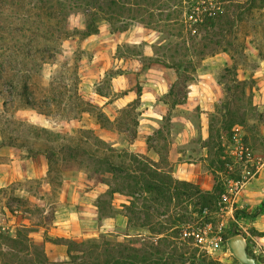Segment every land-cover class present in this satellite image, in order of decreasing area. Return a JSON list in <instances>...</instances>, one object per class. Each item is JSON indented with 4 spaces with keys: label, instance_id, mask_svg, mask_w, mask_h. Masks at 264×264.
Listing matches in <instances>:
<instances>
[{
    "label": "rangeland",
    "instance_id": "1",
    "mask_svg": "<svg viewBox=\"0 0 264 264\" xmlns=\"http://www.w3.org/2000/svg\"><path fill=\"white\" fill-rule=\"evenodd\" d=\"M118 1L131 10L121 18L124 22L109 21L95 10L98 29L86 37L72 32L85 27L81 0H24L21 8L3 15L4 31L11 34L0 42V109L4 99L14 97V108L5 117L67 134L51 142L57 147L75 134L96 145L102 139L118 152L153 161L145 154L150 151L158 157L154 161L162 172L198 190L184 193L170 188L166 198L147 191L132 197L113 194L102 181L111 187L118 183L110 174L95 172L96 162L85 161L80 167L77 162L71 166L72 160L60 185L54 174L53 189L46 176L47 157L1 146L0 128V176H4L0 178V234L16 237L23 230L22 238L30 246L21 252L0 239L1 262L13 259L28 264L38 252L51 261L67 260V255L61 260L50 258L45 244L52 242V234L19 221V216L50 228L57 210L73 202L77 191L96 206L104 204L100 221L93 225L86 221L75 230L80 232L77 242L106 236L135 246L159 245L174 253H165V264H205L203 259L239 264L227 240L242 234L250 255L264 264V61L252 78L249 71L237 70L238 78L246 81V94L238 92L232 98L231 110L239 123L229 127L232 117L224 115L225 97L218 77L231 64L230 56L220 52L202 58L200 50L205 46L207 52L220 46L210 41L212 32L209 36L195 33L190 25L193 13L199 11L198 15L207 4L200 0ZM50 10L57 18L49 17ZM217 40L222 46L228 43L223 37ZM255 45L263 47L259 40ZM248 52L257 54L252 46ZM104 75L109 80L100 82L106 93L100 95L95 82ZM25 79L41 109L15 108ZM12 80L17 88L10 84ZM51 93L57 100L49 98ZM100 112L110 119L108 126L98 123ZM67 148L63 146V153ZM216 178L222 194L213 192ZM66 180L76 182L77 189L68 187L63 192ZM82 202L87 203L77 204L79 210ZM109 217L115 221L104 224L102 220ZM188 246L197 249L196 259L182 257Z\"/></svg>",
    "mask_w": 264,
    "mask_h": 264
},
{
    "label": "trees",
    "instance_id": "2",
    "mask_svg": "<svg viewBox=\"0 0 264 264\" xmlns=\"http://www.w3.org/2000/svg\"><path fill=\"white\" fill-rule=\"evenodd\" d=\"M103 1V2H102ZM207 5L204 9H201L200 13L194 12L192 15L191 26L194 28L195 33L205 32L206 36H209L210 41L213 44L220 46V49H211L210 52L206 51V46L200 50L201 57L205 59L208 55H214L220 52L227 53L230 56L231 64L227 66L218 77V82L221 85L224 92V115H230L232 117L229 127L233 124L239 123L234 119L235 113L231 110V100L238 92L242 95L246 94V81H241L238 78L237 70L243 69L250 72L251 78L253 72L260 66V62L264 61V0H200ZM24 0H0V42L8 40V35L11 33H5L2 25L1 17L7 12L13 13L15 9L21 8ZM81 9L85 18V27L83 29L74 28L72 32L81 33L83 36H89L97 32V17L96 11L105 14V18L109 21H121L124 14L130 9L126 8V2L122 4L118 0H81ZM139 4V3H138ZM200 8V7H199ZM198 8V9H199ZM53 11L48 13L50 18L54 17ZM3 28V29H2ZM218 32H217V30ZM13 31V28H11ZM221 36V37H219ZM226 38L228 43L226 46L221 45V38ZM203 39H208L203 37ZM259 40L262 46L255 45V41ZM209 46V45H207ZM249 46L254 47L257 51L256 56L248 52ZM190 66L192 63H188ZM113 78L114 75H111ZM109 76L104 75L98 81L95 82L96 93L103 95L106 94L103 91L104 86L100 84L101 81L108 84ZM12 80L10 84L17 88V83ZM102 83V82H101ZM22 94L19 95L15 108H32L34 110L41 109L37 105L36 99L30 95L31 88L28 83V79H25L22 85ZM54 90V89H52ZM57 90V88H56ZM0 90V96L2 94ZM53 101L55 94L51 93ZM142 95L141 88L138 89L137 99L140 101ZM251 95V91L250 94ZM250 97V96H249ZM14 104V97L9 101L4 99L2 101V108L0 109V128L3 133V141L1 146L16 147L19 149H25L28 152L27 156H34L37 154H43L48 159V172L47 178L49 183L54 189V174L59 177L58 185H60L63 174L66 173L65 169L68 168L69 160H72L71 166L77 162L78 166H83L86 162H96V171L99 173L110 174L112 178L118 183L114 187H111L108 181L106 184L112 189V193H121L125 196H135L137 192L147 191L153 193L157 198L165 197L168 190L173 188L175 191H183L189 193L191 189H197L195 185L180 180H174L168 173L162 172L156 164V161H150L149 157H144L139 154L128 153L126 151L118 152L112 147H108V144L99 139L98 145L104 147L108 151L100 148L98 145L93 144L91 140L85 139L82 135L78 137L72 136L68 141L61 143L58 147L52 144L53 140H60L67 136L65 133H57L53 129L40 127L34 124H28L24 121H12L5 117L6 113L13 109L11 105ZM21 104V105H20ZM21 106V107H20ZM46 106V105H45ZM49 108V107H48ZM47 117L50 115L49 111L43 112ZM99 124L102 126H108L111 122L108 117L102 112L98 113L96 117ZM244 121H240L242 124ZM13 123L14 128L11 129ZM64 136V137H63ZM65 139V138H64ZM69 145V148L62 151L63 146ZM214 146H212V149ZM68 152L67 156L63 154ZM115 152V153H114ZM118 153V154H117ZM160 158H162L161 151H157ZM142 157V158H141ZM144 159V160H143ZM85 169L89 171L87 165ZM225 170V162L221 161V171ZM213 192L222 194L223 188L220 186L219 180L216 178V184ZM154 198L153 201L157 202L158 199ZM99 216L103 215L104 204L100 202L97 204ZM129 209L131 208L128 207ZM108 216H112L110 213ZM131 223V221H128ZM22 235L23 230L17 231L16 237L6 236L0 234V239L4 243L12 248L26 252L30 250V246L25 242ZM25 237V236H24ZM22 238V239H21ZM164 242H168V239H163ZM52 242L56 244H64L67 247L68 259L64 261H51L48 259L45 253L38 252L34 258H32L28 264H165L163 259L165 253L168 255H174L173 252L168 249H163L159 245L147 246L143 243L140 246L131 245V243L122 241H111L106 236H102L100 239H88L87 241L77 242L76 240L69 238H54ZM171 243V242H170ZM169 247V243L167 244ZM192 248V249H190ZM175 249V246H174ZM196 248L185 247L181 253L184 258L196 259ZM31 254V253H30ZM205 264H222L214 261L202 260ZM0 264H27L25 261L13 259L5 260Z\"/></svg>",
    "mask_w": 264,
    "mask_h": 264
},
{
    "label": "crops",
    "instance_id": "3",
    "mask_svg": "<svg viewBox=\"0 0 264 264\" xmlns=\"http://www.w3.org/2000/svg\"><path fill=\"white\" fill-rule=\"evenodd\" d=\"M148 150V149H147ZM145 154H148L153 158V160H156L158 157L155 156L152 152H146ZM47 176V175H46ZM31 177V175H30ZM44 176H40L37 178H43ZM0 178H4V176H0ZM76 182H70L66 180L63 184V192L66 191V189L74 188ZM77 189V188H74ZM95 192V191H91ZM90 192V193H91ZM74 200L71 202L66 208L61 207L59 210H57L56 219H54V222L50 228H47L46 226H41L33 223V220L30 218H25V216H19V221L26 222L29 226H36L41 229L42 232H46V230L49 232V234H52L54 238H71L74 240H80V237L78 236L76 232V229H80L85 225L86 221H90L91 225L96 223L97 221H100V216L98 212V208L93 202H91V199H89V196L85 197L82 195L81 192H74L73 193ZM31 198V197H30ZM86 201L87 203H81V210L78 209L77 204H80L81 201ZM89 212V217H86V211ZM31 216V213H27ZM66 214H68V218H66ZM15 217L14 215H12ZM104 224H110V222H114L115 219L112 217L104 218L102 220ZM33 224V225H32ZM46 251L48 253V256L55 260H61L64 259L67 255V249L64 244H56L54 242H46Z\"/></svg>",
    "mask_w": 264,
    "mask_h": 264
},
{
    "label": "water",
    "instance_id": "4",
    "mask_svg": "<svg viewBox=\"0 0 264 264\" xmlns=\"http://www.w3.org/2000/svg\"><path fill=\"white\" fill-rule=\"evenodd\" d=\"M227 245L230 253L239 261V264H259L257 258L250 255L244 235L238 234L229 238Z\"/></svg>",
    "mask_w": 264,
    "mask_h": 264
}]
</instances>
